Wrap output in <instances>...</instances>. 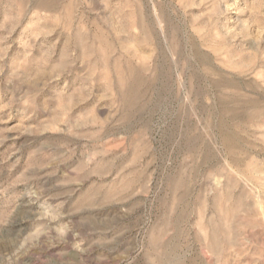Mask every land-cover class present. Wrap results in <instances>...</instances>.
<instances>
[{"label": "rangeland", "instance_id": "374dc122", "mask_svg": "<svg viewBox=\"0 0 264 264\" xmlns=\"http://www.w3.org/2000/svg\"><path fill=\"white\" fill-rule=\"evenodd\" d=\"M0 264H264V0H0Z\"/></svg>", "mask_w": 264, "mask_h": 264}]
</instances>
